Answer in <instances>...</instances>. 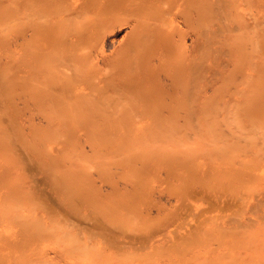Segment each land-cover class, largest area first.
I'll return each mask as SVG.
<instances>
[{
  "label": "rangeland",
  "instance_id": "obj_1",
  "mask_svg": "<svg viewBox=\"0 0 264 264\" xmlns=\"http://www.w3.org/2000/svg\"><path fill=\"white\" fill-rule=\"evenodd\" d=\"M22 1L0 0V264H264V70L245 108L242 94L223 90L233 65L215 66L196 106L164 113L163 125L150 107L48 110L38 98L54 87L34 69ZM262 10L264 0L261 65ZM127 31L120 22L105 37ZM106 43L99 63L117 56L118 42Z\"/></svg>",
  "mask_w": 264,
  "mask_h": 264
},
{
  "label": "bare ground",
  "instance_id": "obj_2",
  "mask_svg": "<svg viewBox=\"0 0 264 264\" xmlns=\"http://www.w3.org/2000/svg\"><path fill=\"white\" fill-rule=\"evenodd\" d=\"M79 1L71 4L72 0H23L24 13L17 16L21 29L33 30L32 34L29 32L33 37L28 42L30 46L32 42L31 47L39 52L34 69H44L46 79L40 80L43 79L48 87H54L48 91L49 94L39 95V104L46 109L95 108L109 112L124 105L133 113L135 109L150 107L154 112V122L163 125L164 113L192 110L200 92L205 95L213 79L220 76L214 67L225 70L229 63L235 71L228 74L229 86L224 85L223 90L227 88L226 94L228 92L229 95L242 94L245 108H250L257 101L259 77L264 75H260V70H264L260 68L264 65L260 62V0ZM120 22L128 27V31L119 39L115 35L106 38L107 30ZM2 26L1 22L0 28ZM185 35L190 38L187 40ZM107 41L118 42L113 48L117 56L113 60L110 58L108 63H99L96 61L98 52L103 51ZM106 69L111 71L109 75L103 74L107 73ZM36 78L35 83L33 77L28 78L33 80L31 84L29 82L31 87L32 84L35 87ZM44 83L37 81L39 91ZM90 91L95 95L89 96L85 102L66 98H82ZM58 95L64 96L63 99H50ZM94 226L99 227V236L110 244L114 242L115 233L100 228L99 224Z\"/></svg>",
  "mask_w": 264,
  "mask_h": 264
}]
</instances>
